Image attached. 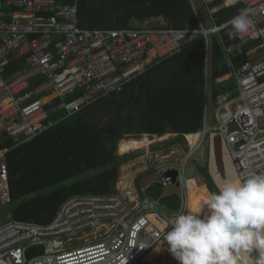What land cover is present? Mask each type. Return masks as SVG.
I'll use <instances>...</instances> for the list:
<instances>
[{"label":"built area","instance_id":"built-area-1","mask_svg":"<svg viewBox=\"0 0 264 264\" xmlns=\"http://www.w3.org/2000/svg\"><path fill=\"white\" fill-rule=\"evenodd\" d=\"M199 1L209 27L195 11V29L147 22L135 28L87 29L78 25V0H0V204L10 203L5 159L10 147L4 143L19 145L43 133L57 122L49 118L55 110L71 116L104 95L120 92L150 64L179 53L198 34L208 45V36L218 35L230 20L216 24L215 14L227 7L225 0ZM238 3L254 24L249 33L236 37L234 46L224 47L228 61L249 40L256 39L264 51V0ZM10 59L17 66L13 71L7 68ZM230 77L237 85L235 95L217 97L215 124L204 118L193 144L191 134L182 133L169 153L159 158L150 150L153 144L142 149L143 174L165 189L176 185L181 189L182 205L176 213L146 196L147 187L137 180L119 181L123 192L69 197L48 223L7 220L0 225V264H179L174 257L156 263L149 255L164 243L160 222L188 203L189 185L198 182L195 174H189L190 166L204 143H210L212 150V140L219 136L240 174L264 168V56L243 62ZM77 89L82 92L76 98H62ZM46 94L61 99L51 111L41 99ZM231 121L237 126L234 131L229 130ZM33 245H43L44 252L28 259L25 252ZM163 246L167 251V244Z\"/></svg>","mask_w":264,"mask_h":264},{"label":"trees","instance_id":"trees-1","mask_svg":"<svg viewBox=\"0 0 264 264\" xmlns=\"http://www.w3.org/2000/svg\"><path fill=\"white\" fill-rule=\"evenodd\" d=\"M58 1L71 3L73 0ZM240 9H243L241 3L222 8L215 14L216 24L229 21ZM157 17L163 18L164 27L198 28L189 0H78V25L82 28H135L146 22L160 26L151 20ZM229 31L227 25L218 35L210 34L208 45L198 34L169 58L170 64L162 62L152 66L150 70L166 69L164 86L134 77L120 92L104 95L71 116L63 117L60 109L51 112L49 118L57 122L30 140L15 146L11 140L6 141L4 144L10 147L5 156L10 203L16 204L12 219L48 223L60 205L73 195L114 192L119 167L135 158L116 154V146L125 135L139 138L141 134L162 136L168 131L196 133L201 130L207 100L204 73L207 55L212 99L234 89L233 83L215 82L217 77L230 71L224 47L234 46L236 37H231ZM255 43H258L256 39L250 40L241 53L232 55L233 67L253 59L254 55L249 56L246 51ZM14 62L9 60L10 71L17 69ZM81 92L82 89H77L62 98L69 101ZM41 99L49 111L61 101L48 94ZM212 153L210 160L198 167L207 189L196 181L191 182L188 195L191 202L197 199L198 191L201 195L204 190H216V182L221 177ZM223 162L228 175L233 168L227 155L223 156ZM144 193L171 213H176L182 205L180 192L168 193L157 183L150 184ZM32 209L33 220L29 219Z\"/></svg>","mask_w":264,"mask_h":264},{"label":"clouds","instance_id":"clouds-1","mask_svg":"<svg viewBox=\"0 0 264 264\" xmlns=\"http://www.w3.org/2000/svg\"><path fill=\"white\" fill-rule=\"evenodd\" d=\"M238 2L225 0L229 7ZM253 24L240 9L228 22L229 35L247 34ZM159 230L179 264H264V170H233L215 191L204 190L161 221Z\"/></svg>","mask_w":264,"mask_h":264},{"label":"crops","instance_id":"crops-1","mask_svg":"<svg viewBox=\"0 0 264 264\" xmlns=\"http://www.w3.org/2000/svg\"><path fill=\"white\" fill-rule=\"evenodd\" d=\"M190 1V0H189ZM193 1V4H191V5H193V7L192 8H194L195 10L194 11H196L197 12V14L199 15V13H198V11H197V7L198 6H200V7H202V8H204V6L200 3V1L199 0H192ZM152 21H155V22H157V25H163L164 24V21H163V18L162 17H157V18H152L151 19ZM250 41V40H249ZM248 41V42H249ZM208 42H209V40H208ZM247 42V43H248ZM246 43V44H247ZM245 44V45H246ZM244 45V46H245ZM183 46V45H182ZM243 46V47H244ZM182 48V47H181ZM181 51V50H180ZM178 54V53H177ZM177 54H175V55H177ZM234 54H239V53H237L236 51L232 54V55H234ZM246 54L247 55H254V57H253V59H251V60H255V59H259V58H262L263 56H264V51L262 50V49H259V47H258V45H257V43H255L253 46H251L250 48H248L247 49V51H246ZM175 55H173V56H175ZM232 55L230 56V61H231V57H232ZM172 57V56H171ZM170 58V57H169ZM169 58H165V59H162V60H160V61H158V62H153L152 64H150L149 66H148V68L142 73V74H140V75H138V76H136L137 77V79H138V77H139V79H141L142 81H147V82H153V84L155 85V86H164V84L166 83V77H167V71H166V69H163L162 67L161 68H158V69H155V70H150L151 69V67L152 66H155L156 64H159V65H162V64H164V63H162V62H167V63H169L170 64V60H169ZM205 61H206V66H205V71H204V73H205V76H206V82H205V94H206V98H207V100L208 101H210V103L212 104V112L214 111V104H215V101H216V99H217V97L219 96V95H223V94H227V93H231V95H235V93H236V90H237V85H236V82H235V80H234V78H232V77H230V72H231V70L232 69H234L235 67H233V65H232V61H231V65H230V61H228V64H229V66H230V71H228L226 74H224V75H222V76H220V77H217L216 79H215V82L216 83H218V84H223V85H230V83H233L234 84V89L231 91V90H229V91H227V92H224V93H221V94H218L217 96H216V98L213 100L212 99V97H211V77H210V75H209V67H208V62H209V55H207L206 56V58H205ZM239 67V66H238ZM224 76H227V78L226 79H223L222 80V77H224ZM135 77V78H136ZM134 79V78H133ZM221 79V80H220ZM206 100V101H207ZM206 108V104H205V106H204V115H203V121H204V118H205V109ZM212 116H213V113H212ZM212 124V123H211ZM210 124V125H211ZM198 132V131H197ZM180 134H182V133H175V132H170V131H168V132H165L163 135H167V137L166 138H164L163 140H165V139H167L169 136H171V135H177L178 137H179V135ZM187 134H191L190 136H189V138H190V140H191V143H192V139H191V136H193L194 137V135H196L197 133H187ZM150 135H156V134H150ZM162 135V136H163ZM157 136V135H156ZM176 136V137H177ZM162 141V140H161ZM178 142V141H177ZM151 144H154V143H151ZM150 144V145H151ZM173 144H176V142H174ZM118 145V144H117ZM210 143L209 144H207V147H208V149L210 148ZM116 148H117V146H116ZM140 149H147V148H140ZM200 151V150H199ZM116 154H117V149H116ZM205 154L206 155H208V152L206 151L205 152ZM119 155H121V154H119ZM124 155V154H123ZM204 158H205V155H204ZM210 158H211V152H209V156H208V159H207V161L208 160H210ZM198 159H199V153H198ZM198 159H197V161L195 160V162H194V166L196 167V171L193 173V174H195L196 172H198V168H197V165H198ZM143 161H144V164L143 165H138L137 164V162L135 161V162H133V163H130L129 165H126V166H124V164H122V166L120 167L121 169L119 170V175H121L120 177H119V180H121V184H124V183H126V184H131L132 183V181L133 180H135V175H138L139 173H143L144 172V170H145V168H146V163H145V159H143ZM130 162V161H129ZM199 162H200V160H199ZM193 165V164H192ZM139 166H142V167H139ZM125 168V169H124ZM128 168L129 169H131L132 171H127L128 170ZM216 170H217V168H216ZM132 172H134V173H132ZM138 173V174H137ZM142 179V180H141ZM143 179L144 178H140V179H136L137 180V182L139 183V184H141L142 186H146V187H148L150 184H152V183H155L154 181H152V179H151V177H150V179L149 180H147L145 183H143ZM140 180H141V182H140ZM117 181V180H116ZM115 181V182H116ZM115 182H114V185H115ZM135 183V182H134ZM170 187H175V188H178L180 191V194L182 193L181 192V189L178 187V186H170ZM170 187H168V188H170ZM205 187V186H204ZM206 188V187H205ZM165 191H166V189L165 188H163ZM207 189V188H206ZM173 192H175V191H173ZM189 197V196H188ZM162 254V255H161ZM161 254H158V255H156V256H154L153 258L156 260V263H158L159 262V260L161 261H163V260H165L166 259V256H167V251H165V248H164V251H162L161 252ZM152 258V257H151ZM163 258V259H162Z\"/></svg>","mask_w":264,"mask_h":264},{"label":"rangeland","instance_id":"rangeland-1","mask_svg":"<svg viewBox=\"0 0 264 264\" xmlns=\"http://www.w3.org/2000/svg\"><path fill=\"white\" fill-rule=\"evenodd\" d=\"M197 11L199 13V18L201 19L203 25L205 27H209L210 26V23L208 21V18H207V15L205 13L204 8L198 6L197 7ZM150 25L153 26L152 24H150ZM211 106H212V104L210 103V101L207 100L206 101V108H205L206 109L205 110V119H206V121H207L208 124H211V123L212 124H215V120H213V116H212V113L213 112H212V107ZM130 138H136V137H134L133 135H131ZM197 138H198V134L194 135V137L191 136L192 144L195 142V140H197ZM150 139L153 140V137L150 136ZM177 141H179V137H176L174 135H171V136H169L165 140L158 141V142L154 143L151 146V149L150 150L153 151L154 154H156V156L158 155L157 158H159L160 156L165 155L166 153H169V151L171 150V147H172L173 143L174 142L177 143ZM202 147H205V152L207 151L208 152V155L205 154V161L203 163H200L199 162V159H198L197 168L199 167V165L204 166L206 164L207 159H208V156H209V152H212L211 149H208L207 143H204V145ZM181 154H182L181 151H179V154L178 155L181 156ZM117 155H119V154L117 153ZM124 155H129L131 157H135V158H132V159L128 160L127 162H125L124 166L129 165L130 163H133L135 161L137 162L138 165H143L144 164V161H143V159H145V151L144 150H138V151L136 150V151H133V152L124 154ZM119 156H121V155H119ZM195 159H196V157L194 158V160ZM196 161H197V159H196ZM120 167H119V170L121 169ZM139 167H142V166H139ZM127 171H132V170L128 168ZM208 171H209V169H208ZM132 173H134V172H132ZM120 176L121 175L118 176L117 181H116V186L114 188V192L115 193L123 192L122 191V188H121V185H119V181L121 182V180H119V177ZM195 176L198 177V182H197L198 185H204V186H206V184L204 183L203 177L200 176L198 174V172L195 173ZM141 177L144 178L143 179V183H145L147 180L150 179V177H149L148 174H145L144 175L143 173H139L138 175H135V181H136V179H140ZM141 180H140V182H141ZM206 188H207V186H206ZM173 191L179 192L180 190L178 188H175V187H170V188H167L166 189V192H168V193L169 192H173ZM196 194H197V199H198L200 197V191H198ZM188 203H191V200L189 199V197H188ZM15 206H16L15 202H13V203H7V204H0V225H2L3 223H5L9 219H12V211H13V208ZM171 259H173V256L171 255V253H168L167 252V256H166V259L165 260H171Z\"/></svg>","mask_w":264,"mask_h":264},{"label":"bare ground","instance_id":"bare-ground-1","mask_svg":"<svg viewBox=\"0 0 264 264\" xmlns=\"http://www.w3.org/2000/svg\"><path fill=\"white\" fill-rule=\"evenodd\" d=\"M152 137H153V140L150 139L149 135L145 134V135H142L139 138H124V139L120 140L119 143H118L117 153L123 155V154H127V153H130V152L136 151V150H140V148H144V147L148 148V146L151 143H156L158 141H161L164 138H166L167 135H163V136H160V137H158V135L157 136L156 135H152ZM122 147H124L123 151L121 150ZM221 149H222V161H223V156L227 155L229 157V155L227 154L226 147H225V145L223 143L221 144ZM212 152H213V150H212ZM212 159H213V162H214L215 167H216L214 153H212ZM229 160L231 162V166H232L233 170H236V168H235L234 164L232 163V160H231L230 157H229ZM223 167H224V162H223ZM224 175L226 176L225 168H224ZM220 177L222 178V176H220ZM161 244L156 246L150 252V255H149L150 258L151 257L153 258L154 256H156L158 254H161V252L164 251L165 246H163V244H166V242L165 243H161ZM157 249H159V250H157Z\"/></svg>","mask_w":264,"mask_h":264},{"label":"water","instance_id":"water-1","mask_svg":"<svg viewBox=\"0 0 264 264\" xmlns=\"http://www.w3.org/2000/svg\"><path fill=\"white\" fill-rule=\"evenodd\" d=\"M236 129H237V126L235 125V123L233 121H231L229 123V130L234 131ZM221 144H222V141H221V138L219 136H216L213 138L212 150L214 153L216 168H217V171L219 172L220 176H222V178H223L225 175H224V167H223V161H222ZM204 155H205V147H201L200 151H199L200 163H203L205 161ZM195 171H196V167L194 165H191L190 170H189V174L192 175ZM176 186H178V185H176ZM29 219H31V220L34 219V210L33 209L29 215ZM43 252H44V246L43 245H33V246H30L26 250L25 255L28 259H30L34 256L43 254Z\"/></svg>","mask_w":264,"mask_h":264},{"label":"snow or ice","instance_id":"snow-or-ice-1","mask_svg":"<svg viewBox=\"0 0 264 264\" xmlns=\"http://www.w3.org/2000/svg\"><path fill=\"white\" fill-rule=\"evenodd\" d=\"M121 150L123 151L124 150V147H122Z\"/></svg>","mask_w":264,"mask_h":264}]
</instances>
